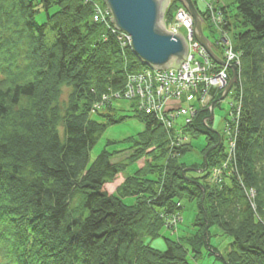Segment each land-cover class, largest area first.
Returning <instances> with one entry per match:
<instances>
[{
    "label": "trees",
    "instance_id": "obj_1",
    "mask_svg": "<svg viewBox=\"0 0 264 264\" xmlns=\"http://www.w3.org/2000/svg\"><path fill=\"white\" fill-rule=\"evenodd\" d=\"M37 1L45 13L41 24ZM233 5L226 27H234L235 49L242 53L239 169L212 190L207 174L226 152L204 126L206 110L187 128L207 136V163L192 167L201 173L183 174L187 167L179 159L189 143L170 148L154 117L136 111L145 130L129 163H113L107 151L90 163L89 151L107 125L92 113L108 111L102 116L111 124L124 118L111 116L110 99L102 109L94 106L123 91L127 74L142 63L93 23L87 0H0V264H191L190 255L218 253L210 243L213 226L232 240L219 257L224 264H264V0ZM64 87L70 94L60 105ZM142 159L149 162L126 177L119 195L104 191ZM183 199L198 202L194 234L164 238L163 250L153 247Z\"/></svg>",
    "mask_w": 264,
    "mask_h": 264
},
{
    "label": "rangeland",
    "instance_id": "obj_2",
    "mask_svg": "<svg viewBox=\"0 0 264 264\" xmlns=\"http://www.w3.org/2000/svg\"><path fill=\"white\" fill-rule=\"evenodd\" d=\"M192 1L194 2L197 9H199L203 13H206V3H204V0H192ZM205 1H208V0H205ZM211 1L214 7L219 8L220 6H226L227 7L226 11H227L228 16L233 17L235 15V11H234L235 6L233 5V0H211ZM36 4H37V10L39 12V16L36 19H37V22L41 24L45 22V13L42 10L43 7L41 5V2L37 1ZM96 4L101 6V9L103 8V9H106L105 11H108L107 6L104 4L102 0H97ZM181 6L183 7V5L178 1L173 3L172 5L173 11H172L171 17H168L167 14H165L164 16L165 28L167 27L168 29L169 24L171 20L173 19V16H175V11L177 10L178 7H181ZM54 11L55 10H52V12ZM219 12L220 10L218 9V13L215 15L216 19L215 17L211 18L209 16V13L205 15L206 21L205 19H203L202 33L206 38H209L213 43L217 44L214 46V48H212V51L214 52L216 56L221 57V59L223 58L224 45L223 43L219 44V41H221L223 37L225 36L227 37L225 40L231 42V44L233 45L232 46L233 50L237 54H240L241 59H242V53L235 49L234 36H233V32L231 31L232 29H234V27L227 28L226 25L222 24L219 21V16H220ZM188 14L190 13L188 12ZM233 21L235 24L238 25V22H236L235 19ZM216 28H218V31L219 29L221 30L220 35L217 33ZM237 31L239 30L237 29ZM46 33H47V42L49 45H51L55 39H54V34L51 33L50 27L47 28ZM221 33L224 36H222ZM180 34H182V36L187 42V39H186L187 33L183 31ZM194 39L195 41H197L195 38V35H194ZM188 49H189V46H188ZM187 58L188 57H186V59ZM186 59L182 62L181 65L185 63ZM212 61L214 62L213 59ZM142 69L144 70L145 67H142ZM237 75L239 76H238V82L236 83V85L237 84L239 85L240 84V79H239L240 72ZM228 84L229 82L227 83V85ZM221 91L222 90H219L217 92V90L214 89V93L207 95L206 96L207 105L213 102V100L215 99L214 97L216 95L218 99ZM232 91H237L239 94L235 95L233 94ZM240 93H241L240 89L238 88L237 90L236 86H233V88L226 95V97L216 104L215 109H214V114H213L214 115L213 121L209 125L211 130L221 135V142L223 144V147L225 148V151L228 148L232 147L231 135L235 134L233 133V129L235 132L234 124L228 123L229 122L228 119L230 118V113L231 111L232 113L235 112V114L238 116V113L234 110H237L239 103L241 104V102L234 103L233 104L234 109L231 110V106L229 102L231 98H232V102L238 101L240 99L243 100L242 94ZM69 94H70V90L67 87L62 88V96L59 102L60 105L62 104L63 101L67 100ZM105 105L106 104H104V102L101 104H96L94 106V110L96 107L98 109H102L103 107H105ZM133 105L134 104L131 100L119 99V100L113 101L114 110L111 116L114 117L116 120H119L124 117L123 120L117 121L116 123H113V124L108 123L109 119L102 116V115H107L109 113L108 111L100 112L99 114L101 115H98L97 113H92L91 118L93 120H96L100 123H104L107 125H106V128L102 131V133H100V136L98 137L97 142L92 146V148L89 151L90 163H92L104 151H107L110 154H112L113 163H119V164H123V162L129 163L128 159L131 157L132 154H134L135 149H136L134 146V142L139 140L140 134L145 130V123L139 117H137L135 113V108L133 107ZM194 106L197 109H200L203 107L200 105V103H197V102L194 103ZM207 108H209V105L202 110H205ZM239 115H242V113L240 112ZM177 124L182 126L184 124V118L183 117L179 118L177 121ZM59 130L62 131V127H60ZM187 135H188L189 144L191 147L179 159V163H181L187 168H192L194 166L201 165L203 161V150L207 146V136L199 132L193 133V134H190L189 132H187ZM187 142H188V139H187ZM233 157H234V154L232 155V159ZM232 159H231V162H232ZM147 162L149 161L146 159H142L141 161H137V162H133L129 164L124 171H121L118 174L117 178L113 182L105 185L104 191H106L110 195H115V194L119 195L118 189L123 185L124 181L126 180V177L128 175H132L140 167L143 168ZM235 162L237 163L236 164L237 169H239L237 157L235 158ZM212 172H213V168L211 167V169L209 170L207 174L208 176L206 178V183L212 186V190H217L216 187L218 188L221 185H219L218 183H214L210 180V175L212 174ZM190 175L195 176L196 173H190ZM124 202L127 205H133L135 204L136 200L134 197H125ZM180 207H181V210L175 215H173V218H176V220L172 223V226L170 225L169 227L166 226V228H164L162 231V236L160 238H157L151 241V244L153 247L163 250L165 249L164 238L177 239L178 237H183V236L190 237L194 234L196 230L194 227V222L199 212L198 202L196 200L191 201L189 199H183L180 202ZM210 231H211V237H210L211 246H213L218 253L209 255L207 251H204L202 256L197 259H194L193 256L190 255L189 261L191 264H224L223 261L219 259L220 257L219 255L222 256V255L227 254L232 240L229 236L221 233V230L217 226L211 227Z\"/></svg>",
    "mask_w": 264,
    "mask_h": 264
},
{
    "label": "built area",
    "instance_id": "obj_3",
    "mask_svg": "<svg viewBox=\"0 0 264 264\" xmlns=\"http://www.w3.org/2000/svg\"><path fill=\"white\" fill-rule=\"evenodd\" d=\"M206 14L215 17L219 12V21L226 25V16L223 7L219 8L212 5V1H205ZM95 12L93 19L95 22L103 23L108 26L115 35L116 40L122 49L126 50L131 46V37L125 33L117 32L112 26V15L110 11L101 9L98 4L94 5ZM167 29V27H166ZM194 22L190 14L184 7H178L175 11V16L171 20L168 31L173 33H187L188 58L185 63L180 66V69L175 68L157 71L145 69L142 72L128 74L125 84V89L122 93V98L134 101L138 110L145 115L152 116L161 124L162 128L168 134L169 146L182 147L187 142L186 130L189 124H192L200 110L206 108V96L212 93L213 89L217 91L223 90L230 79L228 65L237 66L239 72L241 69V55L233 50V45L230 41L225 40L224 36L220 43L224 45V55L222 60L227 66L219 67L208 55L206 49L194 39ZM217 33L220 35V29ZM116 94V97H120ZM204 95V96H203ZM236 95V93H235ZM205 97V98H204ZM110 98L104 97L103 102L109 101ZM200 103L203 106L197 109L194 103ZM241 102V99L232 102L230 99L231 110L234 109V103ZM97 108V107H96ZM242 102L239 103L237 110L238 116L234 113L230 114L229 124H234L235 132L231 135L232 147L228 148L224 160L220 164L213 167V172L210 175V180L222 186L223 182L235 176L237 167L235 158L237 157V138L238 127L241 115ZM184 118V124L178 125L179 118ZM234 157L232 159V155ZM232 159V162H231ZM247 197L255 208L254 198L255 191L249 189L246 191ZM175 217V216H174ZM176 218L169 220V225Z\"/></svg>",
    "mask_w": 264,
    "mask_h": 264
},
{
    "label": "water",
    "instance_id": "obj_4",
    "mask_svg": "<svg viewBox=\"0 0 264 264\" xmlns=\"http://www.w3.org/2000/svg\"><path fill=\"white\" fill-rule=\"evenodd\" d=\"M113 15V23L119 32L131 37L134 55L146 67L163 71L180 65L188 54V45L182 34L169 32L165 29L164 16L170 0H102ZM192 15L196 40L207 50L208 54L219 66L226 64L212 51L211 42L202 33L203 18L192 0H177ZM232 77L225 88L221 100L230 92L238 81L237 68L230 66ZM214 93V90L212 91ZM213 102L209 108L210 115L204 119V125L210 132L208 121L214 117ZM213 146L210 150L214 149ZM209 150V151H210ZM209 153V152H208ZM204 161L207 163V155ZM201 173L203 170L187 168L183 171ZM205 193L204 188H202ZM221 257V256H220Z\"/></svg>",
    "mask_w": 264,
    "mask_h": 264
},
{
    "label": "bare ground",
    "instance_id": "obj_5",
    "mask_svg": "<svg viewBox=\"0 0 264 264\" xmlns=\"http://www.w3.org/2000/svg\"><path fill=\"white\" fill-rule=\"evenodd\" d=\"M192 19H193V17H192ZM165 23V22H164ZM166 29V28H165ZM167 30V29H166ZM168 31V30H167Z\"/></svg>",
    "mask_w": 264,
    "mask_h": 264
}]
</instances>
